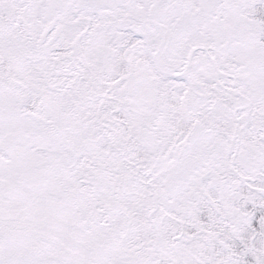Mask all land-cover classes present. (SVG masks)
<instances>
[{"label": "snow or ice", "instance_id": "6c2138e0", "mask_svg": "<svg viewBox=\"0 0 264 264\" xmlns=\"http://www.w3.org/2000/svg\"><path fill=\"white\" fill-rule=\"evenodd\" d=\"M0 264H264V0H0Z\"/></svg>", "mask_w": 264, "mask_h": 264}]
</instances>
